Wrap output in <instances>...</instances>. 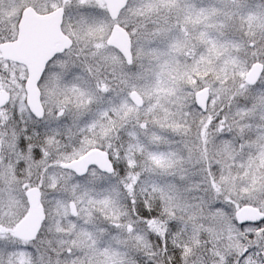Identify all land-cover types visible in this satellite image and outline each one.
<instances>
[{"label":"snow or ice","instance_id":"1","mask_svg":"<svg viewBox=\"0 0 264 264\" xmlns=\"http://www.w3.org/2000/svg\"><path fill=\"white\" fill-rule=\"evenodd\" d=\"M0 264H264V0H0Z\"/></svg>","mask_w":264,"mask_h":264}]
</instances>
